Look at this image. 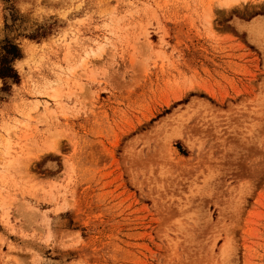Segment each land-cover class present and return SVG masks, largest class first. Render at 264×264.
Masks as SVG:
<instances>
[{"label":"rangeland","instance_id":"1","mask_svg":"<svg viewBox=\"0 0 264 264\" xmlns=\"http://www.w3.org/2000/svg\"><path fill=\"white\" fill-rule=\"evenodd\" d=\"M3 57L0 264H264V0H0Z\"/></svg>","mask_w":264,"mask_h":264},{"label":"trees","instance_id":"2","mask_svg":"<svg viewBox=\"0 0 264 264\" xmlns=\"http://www.w3.org/2000/svg\"><path fill=\"white\" fill-rule=\"evenodd\" d=\"M17 55V53L16 52H14L13 53V56H16ZM8 60H7V58L6 57H3V61H1L0 60V73H5V72H7V71H9L10 69H11V67H10V65L8 64Z\"/></svg>","mask_w":264,"mask_h":264},{"label":"bare ground","instance_id":"3","mask_svg":"<svg viewBox=\"0 0 264 264\" xmlns=\"http://www.w3.org/2000/svg\"><path fill=\"white\" fill-rule=\"evenodd\" d=\"M231 1H234V0H225V3H230Z\"/></svg>","mask_w":264,"mask_h":264}]
</instances>
